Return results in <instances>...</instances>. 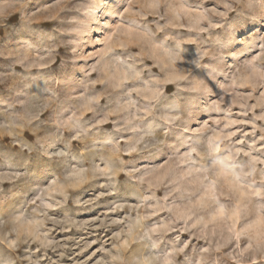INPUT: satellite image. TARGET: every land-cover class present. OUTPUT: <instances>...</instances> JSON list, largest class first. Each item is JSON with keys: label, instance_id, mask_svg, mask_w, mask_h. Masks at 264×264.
Segmentation results:
<instances>
[{"label": "clouds", "instance_id": "9594fccd", "mask_svg": "<svg viewBox=\"0 0 264 264\" xmlns=\"http://www.w3.org/2000/svg\"><path fill=\"white\" fill-rule=\"evenodd\" d=\"M0 264H264V0H0Z\"/></svg>", "mask_w": 264, "mask_h": 264}]
</instances>
